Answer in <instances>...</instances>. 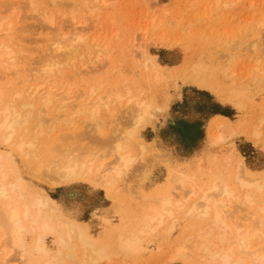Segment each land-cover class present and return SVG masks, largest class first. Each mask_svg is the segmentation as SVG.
I'll return each instance as SVG.
<instances>
[{"label":"bare ground","instance_id":"1","mask_svg":"<svg viewBox=\"0 0 264 264\" xmlns=\"http://www.w3.org/2000/svg\"><path fill=\"white\" fill-rule=\"evenodd\" d=\"M47 2L56 4V0ZM33 3L29 1L36 16L52 26L55 23L53 13L45 8L37 9ZM12 7L7 8L11 11ZM69 12L68 18L73 19L74 14ZM259 16L257 26L262 25ZM0 17V140L24 156L35 158L40 163L38 178L50 186L81 181L93 188H103L114 199L119 215L116 223L103 217V231L93 236L86 223L66 213L46 193L23 185L20 177L12 172L7 155L0 153V251L8 247L17 257V264H95L110 260L112 254L142 255L148 248L145 242L155 238L157 243L153 249L167 253L164 256L168 260H179L182 264H264V169L251 170L241 157L229 152L222 156L214 154L213 158L218 157L211 161L215 163V171L206 183L197 187L194 185L196 172L188 166H176L173 171L169 170L166 182L144 195L147 199H141V207L128 210L114 195L118 190L113 185L124 178L134 161L159 154L157 148L144 141L136 143L137 155L131 148L133 137L146 125L155 124L161 114L160 108L145 97H133V100L130 97L126 100L122 121H130L131 125L120 127L121 124L113 119L115 123L108 124H113L110 126L113 129L106 134L97 117L103 109L107 110L105 114L115 113V106L123 101L120 92L105 91L94 96V91L89 90L88 94H82L86 96L83 101L76 100L75 106L70 100L68 103V93L57 92L49 79L56 68L85 52L96 51L95 57H98L104 45L100 46L93 39L89 42L82 34L84 28L73 27L62 32L60 25L58 37L52 36V42L40 48L35 57L15 22L3 21L4 16ZM228 39L216 43L224 54L231 50L232 39ZM207 48L184 58L180 67L182 79L212 92L217 100L230 103L237 110L250 101L251 95L264 90V53L257 58L262 62L256 60L259 63L256 62L248 76L236 79L229 70L230 59L219 61L220 56H213L212 50L209 52ZM146 56L144 61L148 59L154 80L166 79L154 56ZM68 106L73 109L66 111ZM262 106L258 105V112L252 111L236 123L225 115H213L208 122V141L218 144L226 138L243 135L259 143V125L264 119ZM54 115L62 117L63 126L72 124L66 122L72 117H82L86 123L80 128L74 122L63 141L59 137V143H54L53 126H47ZM173 125L186 136L184 125ZM85 138L90 143H86L87 146L83 144ZM59 140L65 143L62 149L55 148L59 152L55 155L54 144H60ZM218 160L220 164H216ZM227 166H233L232 170ZM230 171L234 185L229 183ZM180 220L184 221L183 229L173 240H168ZM47 236H52V246L47 244ZM9 252L0 255V264H7Z\"/></svg>","mask_w":264,"mask_h":264},{"label":"rangeland","instance_id":"2","mask_svg":"<svg viewBox=\"0 0 264 264\" xmlns=\"http://www.w3.org/2000/svg\"><path fill=\"white\" fill-rule=\"evenodd\" d=\"M29 1L0 0V16H4L3 21L15 22L16 28L19 27L20 36L26 38L35 57L38 56L40 48L52 42V36L58 37L60 25L62 32L70 31L73 27L84 28L82 34L89 42L94 40L100 46L104 45L98 57H95L96 51L91 54L85 52L56 68L50 75L49 79L54 83L56 91L68 93V103L72 101L71 104L77 106L76 100L81 98L79 101H83L89 90L94 91V96L104 94L105 91L120 92L123 101L115 106V113L108 115L110 112L105 114L107 110L103 109L97 117L106 134L113 129L110 128L113 124L108 126L109 123H120V127L131 125L130 121H122L126 100L130 97H145L161 110L153 126L146 125L133 137L131 149L135 155L139 152L136 147L139 141H144L147 145L152 144L159 154H154L152 160L147 159L151 154L145 156L142 162L134 161V166L129 168L124 178L113 185L114 189L118 190L113 194L118 197L121 205L128 210L137 209L136 206L141 207L139 205L146 198L144 195L151 194L157 185L166 182L169 172L176 166L190 167L196 172L194 185L201 186L215 171L213 160L218 157L213 158L214 154L222 156L229 152L232 156L241 157L244 165L251 170L264 169V141H261L264 140V119L259 125V143H253L243 135L226 138L218 144H211L207 139L208 122L213 115H225L232 123H236L243 116H249L252 111L258 112V105L263 104L264 108V90L251 95L250 101L246 102L241 110H237L232 104L217 100L212 92L196 87L180 76L184 58L205 47H208L209 52L212 50L213 56H220L219 61L221 58L222 62L230 59V62L227 61L229 70L234 73L236 79L248 76L253 66L259 63L257 58H261L264 53L261 50L264 48V0H56L54 6L47 0H32L33 7L45 8L53 13L55 23L52 26L36 16ZM7 3H10V6ZM13 3H16V9L15 6L12 7ZM7 7L13 9L10 8L9 11ZM70 10L74 14L73 19L68 18ZM258 16L261 26L256 25ZM226 37L229 38L228 41L232 39L233 43L230 42L229 53L226 51L224 54L216 43H223ZM220 51L222 53H219ZM147 54L154 56V61L166 79L154 80L148 59L144 61ZM83 93L85 95H82ZM69 109L73 107L68 106L66 111ZM61 116L54 115L47 124L53 126L51 137H55L54 143L58 142L59 137L63 141V136L70 133L74 122L75 126L80 125V128L86 123L82 117H72L73 119L67 118L66 122L73 123L63 126ZM173 123L184 125L186 136L181 135ZM85 139L82 143L87 146L90 143L88 138ZM64 143L54 144V152L58 150L55 148H61ZM0 153L7 155V159L12 163V172L20 177L23 185L46 193L66 213L86 223L93 236L103 231V217L109 218L112 223L118 221L114 199L108 196L103 188H93L81 181L50 186L38 178L37 169L40 163L35 158L24 156L22 152L1 140ZM177 162L179 164H175ZM220 163L221 160H218L216 164ZM232 167L227 166L229 170H232ZM229 183H235L232 173ZM127 185L131 188L128 189ZM183 226V220L177 222L168 240H173ZM52 239V236L46 238L50 246L53 245ZM156 243L155 238L145 242L152 250L147 248L142 255L125 257L122 254H112L110 260H100L95 264H182L179 260H168L164 256L167 253L153 249ZM7 252L8 247L0 251V255ZM17 263V257L10 251L7 264Z\"/></svg>","mask_w":264,"mask_h":264}]
</instances>
